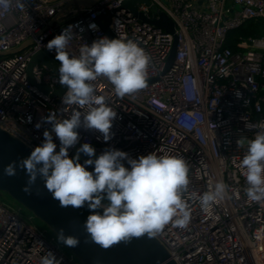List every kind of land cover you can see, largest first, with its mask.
<instances>
[{
	"label": "built area",
	"instance_id": "2783aa9c",
	"mask_svg": "<svg viewBox=\"0 0 264 264\" xmlns=\"http://www.w3.org/2000/svg\"><path fill=\"white\" fill-rule=\"evenodd\" d=\"M73 1L77 0H26L23 11L0 9V127L34 150L43 143V132L51 130L43 119L49 113L65 119L73 111H87V107L62 104L67 89L51 96L28 76L36 51H44L59 64L55 50L49 51L46 45L65 29L71 27L74 36L68 50L76 55L81 44L90 46L103 37L132 39L152 57L148 79L153 81L123 98L106 78L92 82L96 96H103L117 113L111 139L105 141L98 130L80 128L69 157L84 143L95 149V155L115 149L131 159L153 152L181 156L189 165V193L202 195L222 181L228 196L205 210L198 199L185 193L189 224L178 227L170 222L155 236L170 257L177 264H264V202L248 199L238 166L248 140L262 130L253 125L264 124V33L240 37L235 48L228 44L231 30L252 19L264 23V0L140 3L139 11L149 19L158 18L161 9L175 22L177 54L168 70L174 34L126 9L115 11L123 0H99L90 7L75 4V13L63 20L65 7ZM108 13L115 38L98 21L99 15ZM33 76L40 85L60 86L58 71L42 63L34 66ZM52 135L58 152L59 139ZM238 140L243 141L241 146ZM123 163L130 168L126 160ZM62 247L55 235L0 201V264H40L48 251L61 264H74L76 256L67 255Z\"/></svg>",
	"mask_w": 264,
	"mask_h": 264
},
{
	"label": "clouds",
	"instance_id": "9594fccd",
	"mask_svg": "<svg viewBox=\"0 0 264 264\" xmlns=\"http://www.w3.org/2000/svg\"><path fill=\"white\" fill-rule=\"evenodd\" d=\"M26 0H0V9L12 7L23 11ZM71 27L48 41L49 51L55 50L59 62V83L66 86L62 104L75 105L86 112L73 111L69 118L58 119L55 113L44 117L51 130L43 132L44 141L30 155L12 161L4 168L8 177L17 174V168L25 171L28 179L22 191L32 194V188L40 178L59 206L79 209L87 205L91 210L84 222L90 241L107 250L114 245L128 244L133 238L145 235L157 236L170 222L186 227L191 219L190 206L185 193H189V165L181 156L153 152L138 159L129 158L124 151L109 149L95 159V149L84 143L75 156L69 157V148L79 141L78 129L98 130L105 141L111 139L112 121L117 113L96 96L92 82L104 77L113 86L115 94L123 98L134 96L147 86L152 57L132 39H109L93 41L89 46L81 44L79 54L68 50L73 39ZM41 125L37 123L36 128ZM262 129L254 139L247 142V151L239 163L245 177L246 195L250 201L264 202V124L253 125ZM59 139L60 147L53 141ZM238 146L243 144L237 141ZM89 157L81 164L80 154ZM129 167H125L123 161ZM94 165V171L87 166ZM228 196V186L218 181L202 195L189 193V198L199 200L207 210L218 200ZM102 209V213L96 211ZM57 242L76 248L80 240L65 235L60 229ZM40 264H61L56 255L48 251Z\"/></svg>",
	"mask_w": 264,
	"mask_h": 264
},
{
	"label": "water",
	"instance_id": "95a60500",
	"mask_svg": "<svg viewBox=\"0 0 264 264\" xmlns=\"http://www.w3.org/2000/svg\"><path fill=\"white\" fill-rule=\"evenodd\" d=\"M99 0H77L69 3L66 7L79 4L84 7H90ZM203 0H199L201 4ZM150 4V0H123L121 5L115 9H126L133 15L143 21L150 22L158 27L164 28L165 31L175 35L174 43L167 61L166 70H168L175 62L178 36L176 34V25L174 20L163 10L159 9V17L149 19L143 12L139 11L140 3ZM111 13L99 15L98 21L108 35L115 38L114 33L110 28ZM103 19H107V23H103ZM23 47V46H22ZM42 63L50 68L53 72H57L59 64L47 54L40 50L36 51L28 65V76L31 82L36 84L43 92L50 93L51 96L62 95L66 91V86L60 84L58 88L51 89L50 87L40 85L35 82L33 76V68L36 64ZM153 81L148 79L147 83ZM31 149L28 145L21 142L16 137L0 127V190L8 192L16 201L21 203L27 209L31 210L38 218L44 221L57 235L60 229L64 230L65 235L76 236L80 240V244L76 248L68 247L73 254L81 260L83 264H177L170 257L167 248L156 238H149L147 235L141 238H133L130 243L114 245L105 250L99 245L92 243L90 239L86 241L87 234L83 227L91 210L85 205L79 209H73L71 206L62 208L59 202L54 200L51 194L44 187L43 181L38 178L32 188V194L28 195L22 191L27 182L25 171L17 168V174L8 177L4 174V168L12 161L19 162L20 159L30 155ZM106 150H101L98 155L92 157L95 159L103 154ZM86 158H80V163L83 164ZM88 171H94V165L87 166ZM102 213V209H97Z\"/></svg>",
	"mask_w": 264,
	"mask_h": 264
},
{
	"label": "rangeland",
	"instance_id": "374dc122",
	"mask_svg": "<svg viewBox=\"0 0 264 264\" xmlns=\"http://www.w3.org/2000/svg\"><path fill=\"white\" fill-rule=\"evenodd\" d=\"M77 6H70L66 9L63 16H69L70 14H74ZM0 201L11 207L14 211L18 212L24 219H26L29 223L38 226L41 229L46 230L49 235H55L57 239V235L53 232V230L40 218H38L31 210L27 209L21 203L16 201L8 192L0 190ZM62 251L67 255H71L72 251L63 245ZM74 264H83L79 258H74Z\"/></svg>",
	"mask_w": 264,
	"mask_h": 264
},
{
	"label": "trees",
	"instance_id": "16d2710c",
	"mask_svg": "<svg viewBox=\"0 0 264 264\" xmlns=\"http://www.w3.org/2000/svg\"><path fill=\"white\" fill-rule=\"evenodd\" d=\"M264 33V23L260 20H249L240 27L233 29L228 35V44L235 48V43L240 37L247 38L250 36H259ZM83 153L80 154V158H86Z\"/></svg>",
	"mask_w": 264,
	"mask_h": 264
},
{
	"label": "crops",
	"instance_id": "0c3cea01",
	"mask_svg": "<svg viewBox=\"0 0 264 264\" xmlns=\"http://www.w3.org/2000/svg\"><path fill=\"white\" fill-rule=\"evenodd\" d=\"M71 15H73V14H70L69 16H71ZM69 16H67V17H66V18H64L63 20L67 19ZM60 20H61V18H60ZM63 20H62V21H63Z\"/></svg>",
	"mask_w": 264,
	"mask_h": 264
}]
</instances>
